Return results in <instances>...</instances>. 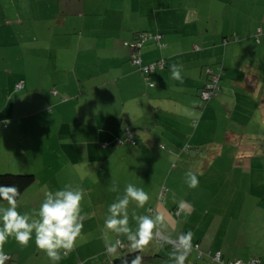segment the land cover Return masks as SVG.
Segmentation results:
<instances>
[{"label":"crops","instance_id":"0c3cea01","mask_svg":"<svg viewBox=\"0 0 264 264\" xmlns=\"http://www.w3.org/2000/svg\"><path fill=\"white\" fill-rule=\"evenodd\" d=\"M141 32L164 43H143L142 64H165L147 77L125 45ZM218 73V92L201 101ZM126 127L136 144L114 145ZM188 168L222 180L185 191ZM3 172L34 174L21 213L35 215L45 193L65 185L86 193L81 236L58 264H112V244L119 256L134 250L104 224L128 183L150 197L143 208L130 202V226L133 211L162 215L156 230L169 238L140 249L142 264H174L170 240L188 231L202 253L185 264L209 262L207 252L264 263V0H0ZM9 239V264H50L34 241L23 249Z\"/></svg>","mask_w":264,"mask_h":264},{"label":"clouds","instance_id":"9594fccd","mask_svg":"<svg viewBox=\"0 0 264 264\" xmlns=\"http://www.w3.org/2000/svg\"><path fill=\"white\" fill-rule=\"evenodd\" d=\"M171 78L183 83L182 68L180 65L170 66ZM186 183L190 189L199 184L198 175L189 171L186 173ZM111 191L119 192V186L113 183ZM20 192L15 185L0 184V264H4V245L9 238H14L21 246H28L34 239L36 246L49 258L50 264H58L62 259V252H71L83 229L82 201L86 193L78 186L65 185L56 191H47L44 200L39 205L35 215L18 211V197ZM149 194L141 187L128 183L124 194L107 208L105 228L123 234L131 242L134 250L147 246L154 238V229L158 223H163L164 217L156 215H137L134 211L131 219L135 221V230L130 226L129 205L134 201L137 208H143L149 202ZM185 207L184 204L180 205ZM190 207V206H189ZM192 232H184L173 243V252L170 258L174 264H185L189 252L192 250ZM161 240L169 242V238L161 235ZM107 251L112 259L119 258L118 247L112 244ZM142 257L136 255L131 264H142Z\"/></svg>","mask_w":264,"mask_h":264},{"label":"built area","instance_id":"2783aa9c","mask_svg":"<svg viewBox=\"0 0 264 264\" xmlns=\"http://www.w3.org/2000/svg\"><path fill=\"white\" fill-rule=\"evenodd\" d=\"M260 32H261V30L259 29L258 33H260ZM148 38L154 39L159 46H161V47L164 46V44L159 41V39H160L159 34L151 35L149 33H144V32L138 33L136 35V38L133 41L125 42V45H127L131 50V54H130L131 63L133 65H135L138 68V70H140L145 75L154 71L156 68L163 67V65H164L162 60L151 63V64H145V65L142 64V60L140 57V49L143 46V43L145 42V40ZM219 79H220L219 73L218 74H212L209 76V78L205 82V85L200 90L199 96L201 99L207 101L209 98H211L213 95H215L218 92V89H219L218 81H219ZM150 85H152V84H150ZM15 88L16 89L22 88V83H16ZM132 135H133V133L130 130L126 129L125 135H124V140L133 143ZM121 142H122V140H120V139H118L116 141V143H118V144ZM162 189H165V188H162ZM154 233H156V235H154V237L158 241H162L160 239L161 234L157 230H154ZM176 240H177V238L174 240H170V243L172 244V246ZM192 249L198 250L197 245L192 244ZM200 253L201 252L198 251V254H200ZM4 255L6 256V259L4 260V264H9V262L11 260V256L7 253H4ZM206 255L209 256L210 258H212V260L217 261V262H221L222 264H264L263 262H260L257 259H252L249 261H243L241 259L224 261V260H222L219 252H214L212 255L210 254V252H207ZM205 264H209V263H205Z\"/></svg>","mask_w":264,"mask_h":264},{"label":"trees","instance_id":"16d2710c","mask_svg":"<svg viewBox=\"0 0 264 264\" xmlns=\"http://www.w3.org/2000/svg\"><path fill=\"white\" fill-rule=\"evenodd\" d=\"M152 35V34H151ZM155 35V34H153ZM160 35V34H159ZM161 37V36H160ZM162 43V42H161ZM164 44V43H163ZM164 63V62H163ZM165 65V64H164ZM163 65V67H164ZM163 67H160V68H163ZM158 69V68H156ZM155 69V70H156ZM140 71V70H139ZM141 72V71H140ZM143 74V73H142ZM149 74V73H148ZM148 74H144V76H148ZM220 74V73H219ZM152 84V83H151ZM153 85V84H152ZM203 88V87H202ZM200 93V92H199ZM128 129L130 130L133 135H132V141L133 143L129 142V141H126L124 140V135H125V130ZM120 140H122L121 143H116V141L118 140H115L114 142V145L118 146L120 144H123V143H126V144H129L131 146H134L136 144V140L134 139V130L130 127H126L123 131V136L121 138H119ZM107 145V144H106ZM35 180V177H34V174H31V173H10V172H3V173H0V184H3V185H15L18 189V191L20 192V195L22 194V192L28 187L30 186ZM166 191V188L165 189H161L160 191V194H159V200H162V196L164 194V192ZM19 195V197H20ZM18 197V198H19ZM150 214H152L150 212ZM156 230V229H154ZM158 231V230H157ZM156 241L158 243H162L164 240L162 241H158L156 239ZM194 244V243H192ZM171 245V248L173 249V246L172 244L170 243ZM194 250V249H192ZM191 250V251H192ZM190 251V252H191ZM198 251V250H196ZM202 253V252H201ZM200 253V255H201ZM214 252H210V254L212 255ZM136 255H140L142 257V262L145 261V260H148L145 256H143L140 252V250H133V251H129V252H124L122 255L119 256V258H114L113 261H112V264H131V261L135 258ZM206 256L208 259H210V261H212V258H210L209 256H207L206 254L204 255ZM209 261V262H210ZM214 261V260H213ZM209 262H205V263H209ZM204 263V264H205Z\"/></svg>","mask_w":264,"mask_h":264},{"label":"rangeland","instance_id":"374dc122","mask_svg":"<svg viewBox=\"0 0 264 264\" xmlns=\"http://www.w3.org/2000/svg\"><path fill=\"white\" fill-rule=\"evenodd\" d=\"M9 17H13V15H10ZM2 66H3V65H2ZM219 80H220V79H219ZM218 85H219V81H218ZM219 86H220V85H219ZM218 90H219V89H218ZM198 96H199V94H198ZM199 98H200V96H199ZM200 99H201V98H200ZM201 101L206 102V100H203V99H201ZM180 161H181V160H179L178 165H181ZM186 166H188V165H186ZM189 171L192 172V170L188 168L186 172H189ZM179 177H180V176H179ZM198 179H199L200 182H201V183L198 184V186L203 187V186H204L203 182H205L206 184H210V182H211V184H213V183H217V179L222 180V177L219 176V175H212V174H210V175L205 176L204 179H201L200 177H198ZM178 184L180 185V187H181L182 189H184V190L186 191V190H187V187H188V185H187V183H186V176H183L182 179L179 180ZM185 193H186V192H185ZM163 197H164V196H163ZM163 197H162V198H163ZM20 210H21V211H24V212H26V213L31 214L30 207L25 206L24 208H22V209H20ZM10 241H12V239H8V241L6 242V244L4 245V247L9 248L10 246H12L13 242H10ZM33 241H34V239L31 241V244H32ZM9 242H10V243H9ZM19 248H23V249H24L25 247H23V246L20 245ZM129 251H133V250H130V249H125V250H124V252H129ZM189 255H190V254H189ZM189 255H188V256H189ZM110 259H112V257H110ZM156 264H161V261H160V260L157 261ZM164 264H169V263L164 262Z\"/></svg>","mask_w":264,"mask_h":264}]
</instances>
